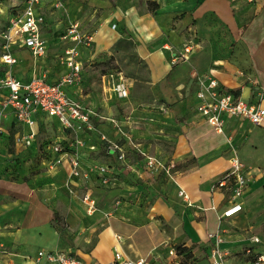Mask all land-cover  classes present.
<instances>
[{"label": "crops", "instance_id": "obj_1", "mask_svg": "<svg viewBox=\"0 0 264 264\" xmlns=\"http://www.w3.org/2000/svg\"><path fill=\"white\" fill-rule=\"evenodd\" d=\"M46 1L41 0L38 6L45 16L43 27L47 21ZM144 2L142 5L134 2L128 6L106 7L103 12L102 7L95 9L102 14L95 20L93 29L85 31L91 33L93 39L89 46H78L80 59L83 62L101 56L112 58L116 63L119 59L123 68L118 70L127 76L124 78L128 84V96L119 98L109 86L112 73H103L101 78L103 88L107 87L116 95L120 106H124L130 99V84L137 78L130 73L132 66L128 64L134 53L121 50V44L136 43L133 49L144 64L140 67L146 71L145 86L152 89L153 95L162 98L160 105L164 104L181 119L177 157L184 159L181 163L185 166L177 172L170 187L152 190L150 201L140 199L134 203L105 202L109 191L116 185L115 180L110 187H103L97 176L91 174L85 182L90 185L94 180L97 193L89 187L86 189L95 196L97 207L92 214H87L79 198L66 187L67 165L49 167L44 154L46 148L43 151L36 149L33 154L28 151L33 150L39 124L34 127L37 133L30 145L17 142L19 136L29 134L30 128L19 123L12 109L8 108L1 118L4 135L0 153L6 149L7 154L0 155V177L18 174L14 173L15 169H19L22 175L14 180L4 175V182L0 178V264H35L34 257L40 248L67 250L86 264H107L113 258L114 248L132 259L148 257L175 264L169 249L179 243L191 248L193 261L189 264H208L211 242L207 234L210 232L221 235L220 247L227 252L228 263H245L241 250L248 245L249 237L256 234L247 235L248 213L244 198L258 193L259 187L264 190V121L252 124L247 119L225 117L222 130L218 131L195 111L194 89L197 74L207 73L223 88L239 90L237 95L264 107V95L259 93L264 87V0L252 3L245 0ZM150 2L154 4L150 5ZM90 12L86 10L82 16V19L86 16V24ZM42 34L46 39L43 31ZM183 43H192L193 46L185 60L177 58L176 52ZM50 45L52 43L47 41V51L42 58L36 60L31 55V67L26 74L16 75L26 80L33 73L46 70L48 78L57 80L65 69L56 72L55 76L51 65L53 60L50 62V59L56 58L53 63L60 64L62 53L52 54ZM21 50L31 54L28 48L14 45L16 57ZM19 59L18 56L17 61ZM81 73L83 79V66ZM82 79L79 86L67 87L69 96L96 110L97 126L104 125L101 124L104 118L110 124H113L111 119L118 121V118L105 117L98 111L95 100L88 92H83ZM5 94V89H0V100ZM108 109L104 104L103 111L108 112ZM12 130L15 146L9 152L7 145ZM82 136L85 139L87 133ZM81 150L80 162L84 168L105 163L111 167L112 173L115 169L120 172L123 167L119 165L131 161L128 154L120 163L114 154H100L86 146ZM233 150L243 164L248 183L241 198L242 209L220 218L228 205L229 191L215 187V183L229 169ZM33 155L38 158L33 170L41 171L27 180L25 175L31 169ZM102 157L111 158L112 163ZM19 158L26 159V162L20 163ZM132 165L135 164H129V167ZM20 166L28 170L23 171ZM113 177L116 179L115 175ZM82 182L75 179L74 184L79 187L73 188L83 190L80 187ZM180 190L186 197L179 194ZM54 212L59 223L53 220ZM115 234L120 235L119 240ZM256 245H252L254 251L264 253Z\"/></svg>", "mask_w": 264, "mask_h": 264}, {"label": "built area", "instance_id": "obj_2", "mask_svg": "<svg viewBox=\"0 0 264 264\" xmlns=\"http://www.w3.org/2000/svg\"><path fill=\"white\" fill-rule=\"evenodd\" d=\"M41 0H21L19 10L10 15L7 28L0 34L2 37L0 62L6 66H12L17 62L14 54V45L18 44L29 49L34 59L42 58L47 51V41L42 34V27L45 23V16L38 10ZM248 3L257 0H245ZM115 27V24L112 25ZM68 40L73 42L65 49L61 57L65 71L57 80L50 81L46 70H39L26 80L15 75L14 72H7L0 78V89H5L6 94L0 101V150L3 140L4 129L1 125V118L8 108L14 112L16 120L30 128L26 136H19L17 142L30 145L37 131L34 129L39 121L44 118L57 121L59 127L66 135L61 144L55 140L47 149L50 152L46 158L49 167L66 164L68 167V181L66 187L70 193H75L73 188L75 179H89L91 174L97 176L98 182L103 187H110L114 184L112 169L108 164L101 163L91 165L87 168L81 165V154L85 146L90 151H95L93 143H86L83 134L88 131H97L99 139L105 143L107 154H114L118 160H125L126 150L120 144L104 133L99 131L92 122L97 116L96 110L81 101L69 96L67 87L79 86L82 79V61L80 59L79 45L89 46L92 42V34L81 31L77 22H72L67 28ZM192 43H183L180 50H177V58L185 60L192 52ZM113 77V74L110 75ZM113 90L119 98H126L129 94L126 79L121 73L118 80L113 84ZM264 95V87L259 91ZM194 109L216 130L221 131L225 117L247 119L252 124H260L264 121V107L260 104L247 101L229 89L219 85L218 81L207 73H199L196 77L194 89ZM111 122L116 127L119 124L114 119ZM120 130V131H119ZM118 131L123 133L120 128ZM66 146V147H65ZM230 167L224 175L215 183V187L229 191L228 205L223 209L221 216H231L242 209L241 198L246 190L248 176L242 162L235 150L229 158ZM149 166L157 165L159 161L154 157H147ZM179 194L186 197L183 190ZM87 214H92L97 207L95 196L89 189H85L78 196ZM120 239L119 234H115ZM210 240V252L208 264H230L227 262V252L220 247L222 237L219 232L207 234ZM260 242L256 235L249 237L248 245L242 248L244 264H264V253L255 252L253 244ZM2 247L0 244V253ZM169 254L175 258V264H181V255L177 253L174 246L170 247ZM86 264L77 255L60 249L40 248L36 251L34 263L39 264ZM107 264H165L162 261H155L148 257L132 259L114 248L113 258Z\"/></svg>", "mask_w": 264, "mask_h": 264}, {"label": "rangeland", "instance_id": "obj_3", "mask_svg": "<svg viewBox=\"0 0 264 264\" xmlns=\"http://www.w3.org/2000/svg\"><path fill=\"white\" fill-rule=\"evenodd\" d=\"M46 2L47 8L44 12L47 21L42 31L48 43H52V46L50 45V52L52 54L62 53L60 54L59 61H61V57L64 56L65 49L73 43L70 42L66 36L70 21L77 22L80 29L83 27V30H81L83 32L86 30L91 31L95 20L102 14L100 11H94L98 7H102L100 10L103 12L106 7L114 8L120 6V4L126 6L134 2H138L141 5L145 4L144 0H47ZM21 3V0H0V34L5 29L9 16L16 10H19ZM86 10L89 12L91 11L87 24L86 16L82 19ZM1 44L2 37L0 36V54L2 52ZM135 45L136 43H122V48L120 47L123 51L126 50L131 51V54L134 53L128 64L132 66L130 68V73L137 78L135 83L133 82L130 84V99L124 106H120L116 97L117 94L111 93L107 87L103 88L101 78L103 73H116L113 77H109V86L113 89V84L118 80V74L120 73L118 71H121L118 69L123 68L120 65L121 62L119 59H117L118 63H116L112 58L95 56L92 60L82 62L84 70V78L82 79L83 92H88L90 94L91 98L94 99L98 105V111L103 116H114L118 118V121H115H117L119 127L108 123L104 118L101 123L104 125L97 126V129L110 139L123 144L126 155L128 154L131 156L130 163L122 164L123 166L121 164L119 165V167H123V170L120 172H117L116 169L113 170V175H115L116 178V185L109 191L110 193L107 196V200L105 199V202H114L116 204H118L119 201H127L130 203H134L135 201L140 202V199L150 201L151 198L149 196L151 191H160L163 187H170L171 184H174L173 180L177 172L182 166H185V164L181 163L184 159L177 157L179 149L178 138L181 134V119L177 117L176 112L169 111L164 104L160 105L163 102L162 98L159 95H153L152 89L145 86L146 84L143 81L146 80L147 77L146 71L144 68L140 67H144V64L133 49ZM113 49L115 50V47ZM31 55L32 54L29 52L21 50L17 54V57L19 56L21 60L19 59L12 66H5V64L0 62V78L5 69H7V72H14L17 75L26 74L31 67ZM23 59H27V61ZM54 59L56 58L50 59V62L52 60L55 61ZM53 61L51 65L53 66V71L56 76V72L63 71L64 66L61 62L57 64L56 62L53 63ZM136 64L139 65L138 68ZM121 75L123 79H125L124 77L127 78L126 73L122 71ZM104 104L105 107L110 108L108 112L103 111ZM98 123L99 121L97 124ZM118 128H120L124 134L119 132L120 130L118 131ZM65 136L57 121L48 118L41 119L38 125V137L33 144V150L29 149L28 151L33 154L32 151L36 149L43 151V149L46 148V153L48 151L47 147L50 144L55 140L57 141L60 139V141H62V137ZM92 136L94 139L99 138L97 131H95ZM7 148L9 152L12 151L11 141L7 145ZM5 154H7L6 149L2 150L0 153V155ZM98 156L101 157V155ZM148 156L156 158L159 163L156 166H149L146 162ZM17 160L20 163L26 162L24 158L23 160L21 158ZM105 160H109V162L112 163L111 158H105ZM118 161L120 163L123 162V160ZM133 163L135 165L129 167V164ZM37 164L38 158L33 155L31 169L27 172V175H25L27 180L31 178L33 174H37L41 171L39 169L33 170ZM20 169L23 171L24 169L26 171L28 170L27 168H22V166H20ZM15 172L18 174L13 176L3 174L0 178L3 179L2 181L4 182L6 180L4 175H6L8 179L13 180L22 175L19 169H15L14 173ZM119 183L120 185H118ZM73 185L75 186V184ZM75 187L78 188L79 186ZM80 187L83 190L89 187L94 190V193H97L98 186L94 180H92L90 185L86 182H82ZM118 188L120 190L115 191ZM83 190L71 194L78 198ZM244 199L248 213L247 235L256 234L260 239L256 248L264 252V190H261L259 187L258 193L251 197L246 196ZM141 205H143V203H141Z\"/></svg>", "mask_w": 264, "mask_h": 264}, {"label": "trees", "instance_id": "obj_4", "mask_svg": "<svg viewBox=\"0 0 264 264\" xmlns=\"http://www.w3.org/2000/svg\"><path fill=\"white\" fill-rule=\"evenodd\" d=\"M149 4L152 5V4H154V3H153V2H150ZM9 18H10V16H9ZM9 18H8V20H7V24H6V26H5V29H6L7 26H8ZM5 29H4V30H5ZM4 30H3V31H4ZM3 31H2V32H3ZM1 51H2V50H1ZM5 66H6V65H5ZM5 72H7V69H5V71H3V73H2L1 76H4V75L6 74ZM15 74H16V73H15ZM16 76H17V75H16ZM50 81L53 82V80H51V79H50ZM229 90H230V89H229ZM230 91L233 92L234 94H238V92H239V90H230ZM92 122H93V124L95 125V127L98 128V127H97V121L94 119V117L92 118ZM94 132H95V131H88V132H87V136L85 137V141H86V139H89V142H88V143H93V144H95V146L97 147V148H96V151H99L100 154H105V153H106V150H105V143H104L103 141H101L99 138L94 139V137L92 136ZM3 135H4V134H3ZM10 137H11V150H14V146H15L14 130L11 131V133H10ZM65 142H66L65 140H62V141H61V144H65ZM65 147H66V146H65ZM106 154H107V153H106ZM45 155H46L47 158H49V157L51 156L49 151H47V152L45 153ZM107 155H108V154H107ZM53 220H54L55 222H58V223L60 222L56 212H54ZM174 247H175L177 253L181 255V264H189V263H192V261H193V256H192V251H191V248H190V247H187V246H185V245L182 244V243L175 244Z\"/></svg>", "mask_w": 264, "mask_h": 264}]
</instances>
